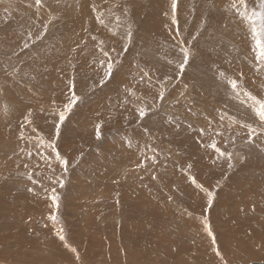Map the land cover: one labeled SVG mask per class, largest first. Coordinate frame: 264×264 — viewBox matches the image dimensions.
<instances>
[{"label":"rangeland","instance_id":"374dc122","mask_svg":"<svg viewBox=\"0 0 264 264\" xmlns=\"http://www.w3.org/2000/svg\"><path fill=\"white\" fill-rule=\"evenodd\" d=\"M25 1L0 0V148H5V151L3 149H0V151L7 152L12 148L13 153L15 152L16 155L20 150L18 143L23 146L28 145V143H33L37 148L33 149V151H27L26 156L20 155L21 158L16 161L23 162L22 164L25 166L27 165V162H37V160H35V155L41 157L40 154L43 153L48 161L53 162L55 156L51 158L48 155L51 150V148L48 147V142L55 131V124L59 122L57 114L63 109V105L67 102L69 96L68 83L70 80L75 83L76 93L81 99L61 124L60 135L56 140L57 151L69 163L66 167H62L60 163L55 161L56 165L59 166L58 172L60 175L58 176L55 174L52 177H55L54 179L57 177V179L63 181L64 186L62 185L61 187L63 190H61L58 196L60 199V206H63V204L65 205L64 202H66V200L63 196H66V188L68 185H71V180H76L75 183L80 181L82 185L85 186L88 182L80 180V177L84 175V178H90L95 182H98L100 179L102 182H99H104L102 185H96L97 191L95 189V194L92 193L93 191L90 192V190H92L90 188L87 189L88 192L85 190L88 193L85 194L89 195L88 198H97L92 204L89 203L88 207L89 210H91V213L94 214L96 221L94 220L93 222L88 223L87 226L98 232L99 237L97 239L102 238L101 243L104 250L96 251V247L92 241L93 238H86L85 244L87 246L85 244L84 246L87 250L90 249V251H88L90 252L89 254L95 255L94 257H98L99 253L108 255V252H112V248L109 247L110 240L113 239V241H115V248H118L117 251L119 254L117 252V255L125 258L123 260L124 262L118 261L121 264H139L138 261H132L136 258L135 256L151 253H154L153 258L157 261H155L156 263L154 262L155 264H197L196 262H199L200 260L206 262L208 261V258L212 260L217 256L212 252L210 255L211 257L204 254L206 248L204 246L207 244L205 241L207 242V240L202 238L203 236L197 235V229L195 230L193 226L188 225V222H193L202 226L205 219H207L213 234L215 233L214 237H217V239L215 237L216 241H219V239L224 237L225 234L230 231L231 233H234L232 235L235 238L236 236L241 238L249 237L252 239L250 240V242H252L251 244L255 245V232H257L258 235H264V231H261V229H264V132L263 135H261L262 132L256 122V117L251 111L252 101L248 100L244 93L249 92L256 97L261 96V99H264V69L257 70L258 66L255 63L252 51V43H254V41L252 40L249 31V22L238 15V11H242L243 9L232 7L233 2L230 1L233 0H223L226 9L229 10V14L231 15L230 20H228L229 22L217 21L218 23H213L209 20V15L202 18L201 16H198L197 9L192 6H189L188 8V6H185L187 5L185 1L182 2L181 0H178L176 13L178 25L174 26L179 30L180 35L172 37L171 41L170 39H167L168 37L165 35V32L163 35H155L152 30L148 28V31H144L142 29L144 27L142 23L144 20H142L139 25H135V23V26H130L129 23L132 22L127 21L130 17H125L126 19L124 20L120 13L114 12L111 9V12L115 16L110 17L109 21L111 22H107L106 32L103 31V36L97 37V33L96 37L93 36L95 39L91 37V40H89V36V39L87 40L88 44L90 43L89 46H92V48L88 47V49L83 50L82 47L85 48L88 46L86 45L87 42L83 41L80 47H73L74 51L72 54H69L68 58H66V53H64V57L61 56L60 47L57 43H64L65 39L70 40V37L62 35L66 32V27L64 26H66L67 23L64 25V22L65 19L67 20L66 22H68L73 18L75 19V17L66 18L64 16L65 19L62 18L61 20H58L57 15L63 12V8H58L60 7L59 4V6L56 7L58 9H55L57 12L53 10L54 8L50 7L52 10L51 14L53 15L55 12L57 14L53 20L52 16L49 15V9H45L49 8V0H39V3H37L36 0ZM209 2L210 0H207L204 5H209ZM256 3L257 0H247L249 10H251V8L253 9L256 6ZM76 4L79 7L80 3ZM104 4L105 2H101L100 7ZM32 5L38 7L35 8L38 12L40 10L39 7L46 6L40 14L37 12L36 15L31 16L27 11ZM86 7L88 8V5H86ZM75 8L76 10L74 11L77 15L78 13L76 11H79L80 9L77 7ZM122 9L125 12L127 11V9L123 7ZM100 11L103 13L104 8ZM103 15L101 16L98 14V16L95 17V27H98V24L100 23L97 21V18L102 17L101 20H103ZM42 16L46 17V20L45 18L42 20ZM135 18L137 17H134L133 19ZM142 18L143 14L140 15V19ZM164 18L168 19V21L164 23L166 29L172 30V20L168 15H164ZM196 18H198L199 21ZM79 19L80 21L82 20L81 17H79ZM91 19L92 17L88 18L90 22L92 21ZM93 21L91 23H93ZM136 21L138 22L139 19ZM129 30L132 32L130 40L126 35ZM74 33L73 29L71 33L66 34H70L72 38L73 35H75ZM57 34H60L61 36H57ZM193 36L196 37L195 40L192 39ZM165 38L166 41L164 40ZM99 41H102L103 43L101 44ZM180 41L186 42L184 46L187 47L191 53L189 63L185 66L182 73H178L176 67L177 63L182 60L179 47L177 46ZM92 42H95L96 44ZM25 44L28 45L27 48L24 47ZM239 44L241 45V48ZM125 45H127L126 52L124 51ZM102 48L109 51L110 58L113 61V74L103 86L99 84V80L104 74L106 63L102 65L99 58L104 60L107 58L103 56L101 51ZM75 50L80 53H74ZM89 50L92 51L90 52ZM81 52L84 55H82ZM87 55L90 59H88ZM66 59L67 61H65ZM87 59L92 62H89ZM83 60L84 62L85 60L87 61L85 62L86 64ZM170 60L172 63L168 62ZM244 69H247V71L245 72ZM141 70L149 73L150 80L145 79L143 81L142 79H139L142 74ZM133 72L137 73L135 74ZM252 72L254 75L256 74V77L253 76ZM220 73H223V76H221ZM241 73L243 74L242 78L240 76ZM246 73H250V76L253 77H251L252 80L247 79L248 75ZM125 75L128 76L125 77ZM116 77L117 79H115ZM165 77H170L171 79L165 80ZM118 78L121 81H119ZM229 79H236L238 81L239 95L233 93L231 90L227 83ZM250 81H252V83ZM168 82L169 86L165 89V91H167L165 97H167L161 100L158 92L163 91V88ZM186 83L189 85V95H187L189 98L187 97L185 100H182L179 99L181 97L180 92ZM134 86L138 87L135 88ZM128 88L132 89L131 95L125 91ZM136 90H138L140 94L137 93ZM144 91H148V93ZM6 96L9 97L7 98ZM222 97L227 100L228 104L222 100ZM203 98L205 100L209 99L210 102H207L206 104L211 103L212 107L216 110L211 108V106H206L202 102ZM8 102H10L11 106ZM138 107H144L146 109L147 114L144 118L138 116L136 111ZM179 108H182L180 109L181 112L178 111ZM182 110H184L185 113L182 112ZM107 115L108 117H106ZM198 115H201L204 118ZM221 115L224 116L223 120L220 119ZM25 116H28L29 120H31V124L25 125V127L21 129L20 125L24 123ZM209 121L211 122V129L219 130L222 133V136L215 137V142L221 151L232 153V158L230 160L227 155L219 156L214 149L208 146L213 142L212 131L209 130L203 136L199 135L198 129L200 128H197L199 126L196 125V122H202V125H204L203 127L208 129ZM98 122L101 124V136L99 139L95 137L92 141L94 144H90V137L95 136V125L98 124ZM86 123L90 126L92 125L90 128L93 129V132H90L89 137L86 136L88 133L85 134L84 132H81V130H84L83 127H88V124ZM241 123L252 124L253 128L256 129V132L249 135L246 129L240 127ZM206 125H208L207 128ZM33 129H36V131L33 132ZM21 131L24 132L23 138L20 137ZM187 137L189 139H187ZM105 142H107V144ZM260 150L263 151V153H261ZM28 153H31V155H28ZM233 153L237 154L233 155ZM204 155L207 156V158ZM102 156L105 158L103 161H101ZM210 156L212 157L211 160L208 159ZM235 156H239V158L236 159ZM4 157H6V155H4ZM219 157L228 161L229 169L232 165L231 162L233 161L236 163L238 162V166L251 163H253L251 165L257 164L260 167L262 166L260 170L258 168L259 171H256V174L253 176H256L257 179L260 177L259 181L250 182L247 186L248 189H252L253 184L254 186H257L256 190H251V194L246 196L247 199L241 195L242 191H239L238 193L225 191L228 190L227 188L230 186V183L235 186V189H239L238 187H241L242 185L245 187V181L244 179L241 180L238 178L229 180L224 173L222 174V178L214 183L212 186L213 189L210 190V192L212 191L211 205L207 202V192H209V190L200 192L205 199L202 206L204 205V212L206 214L200 213V217L193 219V217L186 215H178L180 212L176 210H173V212H166L162 208L164 207V204L159 207V203L161 202H167L168 204L174 202L172 199L174 196L171 193V196H169L171 199H169V197H158L155 195V192L150 193L152 191L151 189L154 191L158 189V191L163 192V185L161 184V186L158 187L157 185L159 182H155L152 179V177L156 175V171H158V169H154L155 166L158 167L161 163L164 168L169 170L170 174L179 173L188 176V174L194 171L188 169L189 164L193 165V163L200 161L201 164L205 165L210 161L216 162L217 159H220ZM98 158L101 159L100 162ZM257 158L258 160H256ZM141 162H143L142 167L139 166ZM40 165L42 164L40 163L37 165V170L30 169L27 172H23V168L22 170L15 171L12 175V180L18 186L15 188L11 187L5 194L2 190L5 189L6 185L1 184L0 196L4 199L8 198L11 203V201L14 200V197L22 194L23 190H26L25 194L30 193L27 190L28 188H32L33 193L38 194L39 192H42L44 188L41 187L42 189H40V185L33 179H37L35 177L38 176H44V174H51L50 171L54 167ZM97 165L98 168L96 169ZM171 165L174 168H172ZM238 166H236L232 172H236ZM90 167H92V169H90ZM98 170L100 171V173L98 172L99 174L97 173ZM37 171L40 172L37 173ZM164 173L169 174L168 171ZM158 180H160V178H158ZM25 182L29 183L26 188L22 187V184ZM161 182L163 183L164 181ZM54 184L57 187V184ZM152 185L156 186L152 187ZM59 186L61 185L59 184ZM226 186L228 187L225 189ZM100 187L102 188L99 190ZM178 190H180V188H178ZM1 191L3 193H1ZM173 191L175 193L174 189ZM78 194L79 193L77 192L75 197L79 198ZM152 194L154 195L152 196ZM66 199L68 200L67 196ZM77 201L78 199L76 202ZM22 202L23 204H27L25 201ZM238 204L241 208H236V205L238 206ZM219 205H221V208L218 207ZM65 207L66 208L63 209V217L68 219L66 213H70L71 210L68 208L69 205H66ZM246 207L247 209H245ZM157 210L158 212H156ZM184 212L186 213L187 211ZM187 214L190 215V213ZM160 215L161 218L159 217ZM68 220V224L70 225L67 230L72 233L69 234L73 236L74 239L70 241L71 245L68 244L69 242L67 240L60 241V239L56 237L53 238L59 239L60 244L64 242L60 245L61 247L55 243L51 244V241L48 246L45 245V242H47L46 238L50 235H57V233L60 232L50 231L51 234H44V237L39 240L42 245L39 246L40 248L37 247L38 251L36 249V251L33 249L29 250L32 244L23 240H21L22 243H19L21 247H19L18 250H20L22 252L20 253L23 255L24 253L26 256L31 255V261H33L35 259L40 260V258L45 255L44 253H60V251L65 248V244L69 245L68 248L73 247L77 249L78 245L75 243L79 244V241L75 240L76 236L74 233L78 231L76 230L77 226L80 228L79 224L83 221V216H78L77 219L71 217ZM254 224H256V226ZM84 225L86 224L84 223ZM167 227H169L170 230ZM63 229L64 226L60 230ZM28 232L29 231H26L27 240H29V237L31 236ZM31 232L33 233V230H31ZM63 233L65 234L67 232L62 231V234ZM100 234H102V236ZM125 238L128 239L124 241ZM201 242H203L202 245ZM13 244L14 242H4V250L9 248L8 245ZM25 244L27 246H25ZM209 244L212 246V243ZM56 246L61 249H58ZM24 247H27L28 249H24ZM79 248H81L80 245ZM258 248L263 249V247ZM27 250L34 253L27 255ZM131 250L133 253L130 252ZM14 251L15 253H18L16 252L17 249H14ZM202 251H204V253ZM109 255L112 256L113 253H109ZM110 256H108V258H106L107 256H103L101 260L104 259L106 262H110V259L113 258H110ZM217 258L223 260L222 264L264 263V260L253 259V261H250L252 260V257H248L247 259L241 255L238 257L239 259L237 258V263L226 261L225 256L223 255ZM21 259H25V257H22ZM79 260H81V258H79ZM81 261L82 264H87L88 262L86 259H82Z\"/></svg>","mask_w":264,"mask_h":264},{"label":"bare ground","instance_id":"6f19581e","mask_svg":"<svg viewBox=\"0 0 264 264\" xmlns=\"http://www.w3.org/2000/svg\"><path fill=\"white\" fill-rule=\"evenodd\" d=\"M25 1V0H24ZM46 1V0H45ZM86 2V5H88V8L86 7L85 5V2ZM182 2H186L187 5L185 6H192L194 7L195 9H197V12H198V16H201L202 18L206 15H209V20H211L213 23H218V22H223V21H227L229 22L228 20H230V14H229V10L226 9V6H225V2L223 0H210L209 2V5H204L207 0H181ZM209 1V0H208ZM26 2V1H25ZM101 2H105V4L100 7V3ZM230 2H233V1H230ZM41 3V2H40ZM46 3V2H45ZM49 3V8H45L46 5H44L43 7H39V12L37 9L35 8H38L36 7V5H32L34 7H29L30 9L27 11V13H29L31 16L32 15H36L37 12L40 14L43 10V8L45 9H49L48 12H49V15L52 16V19L55 18V16L57 15L56 14V10L55 9H61L63 8V12H61V14H58L57 17H58V20H61L62 18H64V16L66 18H72V17H75V19L73 18L72 20H69L68 22H71V23H68L66 22L67 20L65 19V22H64V25L67 23L66 26V33H71L72 30L74 29V34L73 37L71 38V35L70 34H62L63 36H68L70 37V40H67L65 39V42H58L57 44L59 45L60 47V53L62 54L61 56L64 55V53L67 54V57H69V54H72V52L74 51L73 47H80L82 42H87V40L89 39V36H90V39L91 40V37L93 38V36L96 37V34L98 33V36H103V31L106 32V24L107 22L110 20V17L111 16H115L112 12H111V9L114 11V12H118L121 14L122 16V19H126L128 17L129 20H127L128 22H132V23H129L130 26L134 25H139V23L142 22V20H144L143 25L144 27L142 28L144 31H148V29L152 30L153 34H160V35H163V33L168 37L167 39H170L171 41V38L176 36V31H177V28L172 25V30H168L166 29V26L164 25L165 22L168 21V19L164 18V15H168L169 18L171 19V16H172V9H171V0H93V1H89V0H49L48 1ZM76 3H80L79 7ZM33 4V3H32ZM36 4V2H35ZM60 4V7H58ZM177 4H178V0H177ZM255 4V3H254ZM50 7L54 8L53 10L56 11L55 14H51V9ZM58 7V8H56ZM79 8L80 10L79 11H76L78 14L76 15L75 11L76 8ZM86 7V8H85ZM93 7V8H91ZM123 8L127 9V11H123ZM203 7V8H202ZM27 8V7H26ZM102 8H104V12L102 13ZM255 8V7H254ZM44 9V10H45ZM37 10V11H36ZM252 10V8H251ZM59 11V10H58ZM100 11V12H99ZM24 13V12H23ZM26 13V14H27ZM45 13V12H44ZM99 15H103V23H96L98 24V27H95L94 26V23H95V17ZM143 14V18L140 19V15ZM201 14V15H200ZM234 14V13H233ZM46 15V13H45ZM48 15V17H49ZM76 15V16H75ZM39 16V15H38ZM120 16V17H121ZM79 17L82 18V20L80 21ZM89 17H92V21L93 23L90 22V20H88ZM126 17V18H125ZM134 17H137L135 19H133ZM139 17V18H138ZM46 20V17H41L42 20ZM102 17H100L101 19ZM240 18V17H239ZM139 19V21L137 22L136 20ZM198 20V18H196ZM54 20V19H53ZM77 20V21H76ZM141 20V21H140ZM237 20V19H236ZM239 20V19H238ZM89 21V22H88ZM98 21V20H97ZM96 21V22H97ZM199 21V20H198ZM218 21V22H217ZM99 22V21H98ZM111 22V21H109ZM234 22V20H233ZM241 22V21H240ZM126 23V22H125ZM211 23V22H210ZM243 23V22H241ZM240 23V24H241ZM25 24V22H24ZM103 24V26H102ZM228 24V23H227ZM63 25V24H62ZM109 25V23H108ZM115 25V24H114ZM134 25V26H135ZM110 26V25H109ZM244 26V25H243ZM142 27V26H141ZM237 27V26H236ZM57 28V27H56ZM170 28V27H169ZM231 29V28H230ZM240 29V28H239ZM243 30V29H242ZM241 30V31H242ZM240 31V33H241ZM246 32V31H245ZM62 33V32H61ZM153 35V36H155ZM171 37H170V36ZM57 36H61L60 34H57ZM237 36V35H236ZM142 38V37H141ZM176 38V37H175ZM101 39V38H99ZM166 41V38L164 39ZM177 40V39H176ZM98 41V40H97ZM100 42V41H99ZM175 42V41H174ZM178 42V41H177ZM92 43H95V42H92ZM91 43V44H92ZM168 43V42H167ZM176 43V42H175ZM237 43V42H236ZM90 44V43H89ZM87 42L85 48L82 47V49H88V47H90ZM96 44V43H95ZM171 44V43H170ZM253 44V43H252ZM101 45V44H100ZM240 45V44H239ZM96 46V45H95ZM75 47V48H76ZM98 47V46H97ZM92 48V46L90 47ZM240 48H241V45H240ZM73 49V50H72ZM171 49V48H170ZM78 50V48H77ZM77 50H75L74 53H80L78 52ZM90 51V50H89ZM92 51V50H91ZM90 51V52H91ZM95 51V50H94ZM93 51V52H94ZM87 52V51H86ZM96 53V52H94ZM93 53V54H94ZM65 54V55H66ZM82 54V52H81ZM100 54V53H98ZM74 55V54H73ZM84 55V54H82ZM102 55V54H101ZM75 56V55H74ZM88 56V55H87ZM90 56V54H89ZM88 56V59H90ZM64 57V56H63ZM92 57V55H91ZM87 58V57H86ZM85 58V59H86ZM95 58V57H93ZM53 59V58H52ZM83 59V58H81ZM87 59V60H88ZM54 60V59H53ZM95 60V59H93ZM104 59L102 58H99V61H102ZM239 60V59H238ZM55 61V60H54ZM67 61V59L65 60ZM78 61V60H77ZM89 61V60H88ZM60 62V61H58ZM84 62V60H83ZM85 62H87L85 60ZM84 62V63H85ZM89 62H92V61H89ZM94 63V62H93ZM97 63V62H96ZM86 64V63H85ZM91 64V63H90ZM93 66V64H92ZM124 66V65H123ZM128 66V65H127ZM126 66V67H127ZM60 67V66H58ZM88 68H89V65H88ZM98 68V67H97ZM150 68V67H149ZM134 69V68H133ZM87 70V69H86ZM131 70V69H130ZM138 70V68H137ZM151 70V69H150ZM245 72L247 71V69H244ZM88 71V70H87ZM92 71V70H91ZM98 71V70H97ZM96 71V72H97ZM100 71V70H99ZM102 71V70H101ZM128 71V69H127ZM140 72V70H138ZM163 71V70H161ZM160 71V72H161ZM243 71V70H242ZM129 72V71H128ZM244 72V71H243ZM99 73V72H98ZM120 73V72H119ZM135 73V72H133ZM137 73V72H136ZM135 73V74H136ZM159 73V72H158ZM253 73V72H252ZM251 73V74H252ZM126 74V73H125ZM139 74V73H138ZM141 74V73H140ZM247 74V73H246ZM124 75V74H123ZM142 75V74H141ZM248 75V78L247 79H251L252 76H250V73L247 74ZM263 75V74H262ZM119 76V75H118ZM128 76V75H125V77ZM253 76L256 77V74L254 75L253 73ZM133 77V76H132ZM152 77V76H151ZM247 77V76H246ZM68 78V77H67ZM120 78V76H119ZM118 78V79H119ZM139 78V77H137ZM154 78V77H153ZM253 78V77H252ZM117 79V77L115 78ZM121 79V78H120ZM119 79V81H121ZM141 79V78H139ZM38 80V79H37ZM252 80V79H251ZM117 81V80H116ZM144 81V80H143ZM153 81V80H152ZM255 81V80H254ZM127 82V81H126ZM130 82V81H128ZM142 82V81H141ZM252 83V81H250ZM117 83V82H115ZM112 84V83H111ZM144 84V83H143ZM167 85L163 88V91L165 92V94L167 93V91H165V89H167V87L169 86V82L166 83ZM260 84V83H259ZM127 85V83H126ZM125 85V86H126ZM130 85V84H129ZM132 85V84H131ZM133 86V85H132ZM135 87V86H134ZM133 87V88H134ZM138 87V86H136ZM135 87V88H136ZM154 87V86H152ZM171 87V86H170ZM115 88V87H114ZM143 88V87H142ZM148 89V88H147ZM149 90V89H148ZM111 91V90H110ZM137 93H139L138 90H136ZM141 91V90H140ZM122 92V91H121ZM146 92V91H144ZM173 92V91H172ZM148 93V91L146 92ZM169 93V92H168ZM1 94V93H0ZM140 94V93H139ZM152 94V93H151ZM150 94V95H151ZM159 94V92H158ZM176 94V93H175ZM174 94V95H175ZM148 95V94H147ZM189 95V92L188 94ZM7 97V96H6ZM9 97V96H8ZM7 97V98H8ZM158 97V96H157ZM167 97V96H166ZM165 97V98H166ZM188 96H185V97H180L179 99H182V100H185V98H187ZM131 98V97H130ZM129 98V99H130ZM169 98V97H168ZM189 98V97H188ZM258 99H261V96H258L257 97ZM100 99V98H99ZM170 99V98H169ZM168 99V100H169ZM202 99V98H201ZM166 100V99H165ZM167 100V101H168ZM222 100L228 104L227 100L222 97ZM130 101V100H129ZM202 102L206 105V106H211V108H214L212 107L211 103L209 104H206L207 102H210L209 99L205 100L203 98ZM8 104L10 105V102H8ZM169 104V103H168ZM14 105V104H13ZM11 106V105H10ZM123 106V105H122ZM13 107V106H12ZM136 107V105H135ZM103 108V107H101ZM134 109V108H133ZM180 109L182 108H179L178 111H180ZM215 109V108H214ZM99 110V109H98ZM102 110V109H101ZM128 110V109H127ZM216 110V109H215ZM85 111V110H84ZM98 112V111H97ZM134 112V110H133ZM181 112V111H180ZM182 112L185 113L184 110H182ZM80 113V111H79ZM101 113V112H100ZM132 113V112H131ZM135 113V112H134ZM83 114V113H82ZM92 114V113H91ZM104 114V113H103ZM135 115V114H134ZM200 117H202L201 115H198ZM100 117V116H99ZM108 117V115L106 116ZM96 118V117H94ZM101 118V117H100ZM204 118V117H202ZM213 118V117H212ZM210 120V119H209ZM77 121V120H76ZM88 121V120H87ZM102 121V120H101ZM94 122V121H92ZM210 122V121H209ZM99 123V122H98ZM88 124V123H86ZM93 124V123H92ZM158 124V123H157ZM85 125V124H84ZM196 125H198L199 127L197 128H204L202 125V122L201 123H197L196 122ZM87 126V125H86ZM92 126V125H91ZM89 124H88V127H83L84 130H81V132H84L85 134L88 133L86 136L89 137L90 135V132H93V129H91V127ZM127 126V125H126ZM208 125H206V128H207ZM94 127V126H93ZM92 127V128H93ZM149 127V126H148ZM165 127V126H164ZM121 128V127H120ZM196 128V129H197ZM227 128H230V127H227ZM127 129V128H126ZM153 129V128H152ZM164 129V128H163ZM195 129V130H196ZM191 130V129H190ZM214 130V129H213ZM69 131V130H68ZM73 131V130H72ZM80 131V130H79ZM78 131V132H79ZM121 131V130H120ZM162 131V130H161ZM155 132V131H154ZM208 132V131H206ZM261 135H263V132L261 130ZM77 133V132H76ZM163 133V132H162ZM197 133V132H195ZM69 134V133H68ZM73 134V133H72ZM78 134V133H77ZM81 134V133H80ZM95 134V133H94ZM242 134V133H241ZM192 135H195V134H192ZM74 136V135H73ZM78 136V135H77ZM82 136V135H80ZM84 136V135H83ZM198 136V135H197ZM242 136V135H241ZM96 136H92L90 137V140H89V143L92 144L93 140L95 139ZM246 137V136H245ZM248 137V135H247ZM246 137V138H247ZM250 137V136H249ZM73 138V137H72ZM76 138V137H75ZM142 138V137H141ZM161 138V137H160ZM163 138V137H162ZM190 138V136H189ZM187 137V139H189ZM203 138V137H202ZM261 138V137H260ZM118 139V138H117ZM180 139V138H179ZM186 139V137H185ZM242 139V138H241ZM240 139V140H241ZM258 140V139H257ZM109 141V140H108ZM107 141V142H108ZM141 141V140H140ZM263 141V140H262ZM262 141H260L261 143H263ZM107 142H105L107 144ZM118 142V140H117ZM242 142V141H241ZM103 143V144H105ZM152 143V142H151ZM27 144V143H26ZM94 144V143H93ZM172 144V143H171ZM19 152L16 153L15 155V152L13 153V149L11 148V150L7 151V152H4L5 151V148H0V149H3L4 151H0V180H5V181H0V186H2L1 184L3 185H6L5 186V189H3L2 191L6 194L8 192V190L12 187V188H15L17 187L18 185L12 180V175L15 171L17 170H23V172H27L29 171L30 169H33V170H37V165L38 164H42L40 166H45V167H49V165H51L50 167H54L50 172L51 174H44V176H38V177H35L37 179H33L35 182H37L39 185H40V189H42L41 187L44 188V190L42 192H39L38 194L37 193H33V192H30V193H26V190H23L22 194L21 195H18L16 197H14L13 201H9V199L7 198H3L0 196V264H82V259H86L88 262L87 264H121L119 263L118 261L122 262L125 258L122 257H119L117 255V249L118 248H115V241L110 240V247L109 248H112V252H108V255L106 254H100L98 255V257H94L95 255H92V254H89L90 252V249L87 250V248H85L84 244H85V239L86 238H93L92 241L94 242V246L96 247V251L98 250H103V246H102V243H101V239H97L99 236H98V232L97 231H94L92 230L91 228H89V226H87L88 223H91L95 220V216L94 214L91 213V210H89V203H93L94 201H96L97 198H94L92 197V199L88 198L89 195H87L88 191L87 189L90 188L92 190H90V192L94 193L95 189H96V185L99 186L102 185L103 183L102 180L100 179L99 181L101 182H95L93 181L92 179L90 178H84L83 176L80 177V180L81 181H87L86 185L83 186L82 183L80 181L76 182L71 180V185H68L67 188H66V196L68 197V200L66 199V196H63L64 199L66 200L65 205L63 204V206L61 205L60 206V199H58L57 203H58V207H55L53 206L52 204V201L50 200V196L52 194V188L55 187L56 189V195L59 196L61 190H63L61 187L62 186H59V183H56L57 184V187L55 186L54 182L55 180H57V177L56 179H54L55 177H52L53 175L57 174L58 176L60 175V173L58 172V165H56V162L59 163L55 158L52 161H48V160H45V159H42L41 157H38L37 155H35V160H37V162L35 161H32V162H27V166L28 167H25L24 164H22L23 162H19V161H16L18 160L20 157V155H23V156H26L27 154V151H33V149L37 148L33 145V143H28V145L26 146H23L21 144H19ZM170 145V143H169ZM174 145V144H173ZM176 145V144H175ZM178 145V144H177ZM186 145V144H185ZM124 146V145H123ZM197 146V145H196ZM1 147V146H0ZM6 147V146H5ZM104 147V145H103ZM140 147V146H139ZM40 148V147H39ZM111 148V147H110ZM122 148V147H121ZM129 148V147H128ZM252 148V147H251ZM9 149V148H8ZM44 149V148H43ZM113 149V148H111ZM162 149V148H161ZM244 149V148H243ZM40 150V149H39ZM121 150V149H120ZM134 150V148H133ZM139 150V149H138ZM147 150V149H146ZM106 151V150H105ZM113 151V150H112ZM115 151V150H114ZM148 151V150H147ZM165 151V150H164ZM261 151V150H260ZM51 152V150L49 151V153ZM108 152V151H107ZM159 152V151H158ZM114 153V152H113ZM121 153V152H120ZM145 153V152H144ZM147 153V152H146ZM261 153H263V151H261ZM40 154V153H39ZM124 154V153H123ZM237 153H233V155H236ZM264 154V153H263ZM4 155H6V157H4ZM147 155V154H146ZM208 155V154H207ZM212 155V154H210ZM255 155V154H254ZM257 155V154H256ZM55 155H51L50 157H54ZM88 156V155H87ZM125 156V154H124ZM148 156V155H147ZM205 156V155H204ZM213 156V155H212ZM264 156V155H263ZM49 157V158H50ZM135 157V155H134ZM153 157V156H152ZM207 158V156H205ZM5 158V159H4ZM100 158V157H99ZM98 158V159H99ZM124 158V157H123ZM126 158V157H125ZM131 158V157H130ZM143 158V157H142ZM148 158V157H147ZM220 158V157H219ZM236 159L239 158V156H235ZM91 159V158H90ZM151 159V158H150ZM204 159V158H203ZM209 160L212 159V157L210 156V158H208ZM223 159V160H222ZM220 158V159H217L216 162H209L205 165L201 164L200 161L196 162V163H193L191 169L192 171L195 173H190V175L192 177H195L196 181L198 184L202 185V188H197L194 184H192L189 180V174L188 176H185L184 174H170L169 173V170L167 168H164L161 163L160 165L157 167L155 166L154 169H158V171H156V175L159 176L157 177L156 175V179L154 180L155 182H159L158 183V187L161 186V184L163 185V192L162 191H158V189H156L155 191L153 189H151L152 191L150 193H154L155 192V195L158 196V197H169L171 196V193L173 194L174 197H172V199L174 200V202H170L171 204H168L167 202L166 203H159L161 207L162 204H164L162 207L166 212H173V210H176V211H179L180 213H178V215H183V216H189V217H193V219L195 218H198L200 217V213L201 214H206L204 212V205L202 206V203L203 201L205 200L202 196V194L200 193L201 191H205V190H211L213 189V185L215 182H218L220 178H222V174H226L227 175V179L231 180V179H234V178H238V179H241L243 180L244 179V183H245V187L242 185L241 187H238L239 189H235L234 185H231L230 183V186H226L225 189L227 188L228 190H225L227 192H231V193H238L239 191L241 192V195L247 199V195H250V191L251 190H256V187L257 186H252V189H248V184L250 182H255V181H259V178L257 179L256 176L253 177L255 174H256V171H259L260 168H262V166H258L257 164L255 165H251V164H244V165H239L238 166V162H231V167L229 169V165H228V161L224 158ZM255 159V158H254ZM8 160V162H7ZM32 160H33V157H32ZM101 159H99V162H100ZM105 160L104 156H102V160L103 161ZM115 160V159H114ZM121 160V159H120ZM118 160V161H120ZM123 160V159H122ZM177 160V159H176ZM221 160V162H220ZM258 160V158L256 159ZM56 161V162H55ZM260 161V160H259ZM254 162V161H253ZM261 162V161H260ZM20 163V164H19ZM117 163V162H116ZM120 163V162H119ZM169 163V162H168ZM257 163V162H256ZM118 164V163H117ZM121 164V163H120ZM82 165V164H81ZM84 166V165H83ZM82 166V167H83ZM89 166V165H88ZM119 166V165H118ZM181 166V164H180ZM237 167V170L236 172H232V170L236 167ZM258 166V167H257ZM81 167V169H82ZM107 167V165H106ZM172 167V165H171ZM178 167V166H177ZM98 168V165L96 166V169ZM124 168V167H123ZM174 168V167H172ZM259 168V170H258ZM90 169H92V167H90ZM119 169V167H118ZM63 170V169H62ZM108 170V169H107ZM175 170V169H174ZM86 171V170H85ZM92 171V170H91ZM120 171V169H119ZM125 171V170H124ZM160 171V172H159ZM168 171L169 174L167 173H164ZM179 171V170H178ZM263 171V170H262ZM40 171H37V173H39ZM82 172V171H81ZM100 173V171L98 170L97 173ZM116 172V171H114ZM173 172V171H172ZM181 172V171H180ZM188 172V171H187ZM88 173V172H87ZM98 173V174H99ZM162 173V174H161ZM174 173V172H173ZM211 173V174H210ZM259 174V173H258ZM263 175H264V172H263ZM123 176V175H122ZM259 176V175H257ZM262 176V175H261ZM117 177V176H116ZM124 177V176H123ZM264 177V176H263ZM263 177H262V181H263ZM74 178V177H73ZM158 178H160V180H158ZM224 178V177H223ZM250 178H251V181H250ZM31 179V180H32ZM9 180V181H7ZM126 180V179H125ZM124 181V180H123ZM127 181V180H126ZM131 181V180H130ZM161 181H164L163 183ZM173 181V182H172ZM223 181V180H222ZM68 182V181H67ZM110 182V180H109ZM116 182V181H115ZM241 182V181H240ZM264 182V181H263ZM130 183V182H129ZM149 183V182H148ZM111 184V183H110ZM174 184V185H173ZM243 184V183H242ZM261 184V183H260ZM29 183L28 182H25L24 184H22V187L26 188L28 187ZM66 185V184H65ZM116 185V184H115ZM151 185V183H150ZM258 185V184H257ZM64 186V185H63ZM156 186V185H155ZM152 185V187H155ZM181 186V187H180ZM109 187V186H107ZM212 187V188H211ZM4 188V187H3ZM102 187L99 188V190L101 189ZM178 188H180V190H178ZM173 189L175 190V193L173 191ZM87 192H86V191ZM136 190V189H135ZM1 191V193H3ZM97 191V189H96ZM110 191V190H109ZM145 191V190H144ZM79 193V198L78 197H75V194L76 193ZM138 192V191H137ZM202 192V193H203ZM212 192V191H211ZM87 193V194H85ZM136 193V192H135ZM257 193V192H256ZM62 194V193H61ZM95 194V193H94ZM140 194V193H139ZM264 194V193H263ZM262 194V195H263ZM1 195V194H0ZM132 195V194H131ZM154 194H152L153 196ZM205 195V194H204ZM215 195V194H214ZM228 195V194H227ZM230 195V194H229ZM237 195H240V194H237ZM260 195V196H262ZM105 196V195H104ZM264 196V195H263ZM83 197V198H81ZM98 197V196H97ZM100 197V195H99ZM134 197V196H133ZM222 197V196H221ZM230 197V196H228ZM242 197V198H243ZM253 197V196H252ZM59 198V197H58ZM78 199V201L76 202V200ZM3 199V201H2ZM83 199V200H82ZM99 199V198H98ZM226 199V198H225ZM258 199V198H256ZM147 200V199H146ZM149 200V199H148ZM223 200V198H222ZM236 200V199H235ZM22 201H25L27 202V204H23ZM237 201V200H236ZM29 202V203H28ZM84 202V204H83ZM230 202V201H229ZM239 202V201H238ZM82 203V204H81ZM231 203V202H230ZM90 204V206H91ZM165 204H168V205H165ZM221 204H224V203H221ZM66 205H69L68 208H70L71 212L70 213H66V217H68V219H70L71 217H75L76 219L78 218V216H83V221L79 224L80 225V228H78L77 226V229L78 230L77 232L74 233V235L76 236L75 237V240L76 241H79V244L78 243H75L76 245H78V248L76 249L77 251L75 253L71 252L70 251V248L68 247H64L63 250L60 251V253H52V252H48V253H51V254H45L44 256H42L40 258V260L38 259H35L33 261H31V255L29 256L28 254H32L34 252H30L29 250L30 249H33V250H37L38 251V248L39 246L42 245V243L39 242V240L44 237V234H48L50 233V231H60V229L64 226V229L63 231H66L67 233H63L64 237H65V240H67L68 244H70V241L71 240H74L73 239V236H71L68 229L69 225L68 224L69 220L67 218H64V208H66L65 206ZM206 205V204H205ZM254 205V203H253ZM207 206V205H206ZM217 206V205H216ZM221 205H219L218 207H220ZM250 206V205H249ZM256 206V204H255ZM14 209H13V208ZM150 207V205H149ZM176 208V209H175ZM181 208V209H180ZM218 208V209H219ZM230 208V207H229ZM236 208H241L238 204V206L236 205ZM257 208V207H256ZM153 209V208H152ZM158 209V207H157ZM184 209V210H183ZM223 209V208H222ZM225 209V208H224ZM247 209V207L245 208ZM66 210V209H65ZM84 210H87V211H84ZM156 210V209H155ZM154 210V211H155ZM241 210V209H240ZM259 210V209H258ZM153 211V210H152ZM164 211V212H165ZM184 211H187L186 213ZM229 211V210H228ZM158 212V210L156 211ZM230 212V211H229ZM239 212V211H238ZM162 213V212H161ZM187 213H190L187 214ZM262 213V212H261ZM52 214H55L56 215V220L55 221H52L50 219V215ZM160 214V213H159ZM166 214V213H165ZM173 214V213H172ZM212 214V213H211ZM238 214V213H237ZM243 214V213H242ZM255 214V213H254ZM175 215V214H174ZM173 215V216H174ZM213 215V214H212ZM215 215V214H214ZM158 216V215H157ZM222 216V215H221ZM161 218V215L159 216ZM205 217V216H204ZM156 218V216H155ZM159 218V219H160ZM60 222H59V221ZM72 220V219H71ZM79 220V219H78ZM177 220V219H176ZM221 220V218H220ZM77 221V220H76ZM96 221V220H95ZM168 221V220H166ZM165 221V222H166ZM186 221V220H185ZM184 221V222H185ZM214 221V220H213ZM228 221V220H226ZM230 221V220H229ZM261 221V220H260ZM79 222V221H78ZM164 222V223H165ZM172 222V221H171ZM182 222V221H181ZM183 222V223H184ZM218 222V221H217ZM216 222V223H217ZM84 223L86 225H84ZM163 223V222H162ZM212 223V222H210ZM221 223V222H220ZM228 223V222H226ZM83 224V225H82ZM172 224V223H171ZM170 224V225H171ZM175 224V223H174ZM177 224V222H176ZM203 224V223H202ZM264 224V223H263ZM262 224V225H263ZM82 225V226H81ZM109 225V224H108ZM161 225V224H160ZM168 225V223H167ZM188 225L189 226H193L194 229L196 230L197 232V235H201L203 236L202 238L206 239L207 242L205 241V243H207L204 247L205 248V253L204 251H202L205 255H207L208 257H211V252L212 253H215L213 251V247H215L216 249H218V251L220 252V255L217 256V257H221V255L225 256V259L226 261H231L233 263H237L238 260L237 258L240 257V255L242 257H246L248 259V257H252V260L250 261H253V259H257V260H264V235H258L257 232H255V235H256V238H255V245L251 244L252 242H250V239L249 237H237L236 238L232 235L234 233H231L230 231L228 233L225 234L224 237H222L221 239H219V241H216V244L213 246H210L209 243H212V238H210L207 233L204 231V228H203V225L202 226H199L198 223H193V222H188ZM256 226V224H254ZM261 225V224H259ZM172 226V225H171ZM179 226V225H177ZM182 226V225H181ZM216 226V225H215ZM219 226V225H218ZM72 227V225H71ZM76 227V226H75ZM74 227V228H75ZM91 227V226H90ZM186 227V226H185ZM254 227V226H252ZM114 228V226H113ZM169 230L170 228L167 227ZM166 228V229H167ZM174 228V227H173ZM187 228V227H186ZM227 228V227H226ZM130 229V228H129ZM167 229V230H168ZM172 229V228H171ZM175 229V228H174ZM191 229V228H189ZM223 229V228H222ZM239 229V228H238ZM31 230H33V233L31 232ZM173 230V229H172ZM234 230V229H233ZM26 231H29L28 233H30L29 235H31L29 237V240H27V237H26ZM102 231V230H100ZM126 231V230H124ZM175 231V230H173ZM190 231V230H189ZM193 231V229H192ZM200 231V232H199ZM215 231V230H214ZM236 231V230H234ZM256 231V230H254ZM259 231V230H258ZM261 231H264V229H261ZM259 231V232H261ZM143 232V231H142ZM216 232V231H215ZM221 232V231H220ZM56 233V232H55ZM70 233V234H69ZM103 233V232H102ZM124 233V232H123ZM133 233V232H132ZM167 233V232H166ZM173 233V232H172ZM189 233V232H188ZM51 234V233H50ZM104 234V233H103ZM156 234V233H155ZM180 234V233H179ZM186 234V232H185ZM203 234V235H202ZM215 234V233H214ZM260 234V233H259ZM102 236V234H100ZM107 235V234H106ZM125 235V234H124ZM142 235V234H141ZM190 235V234H189ZM126 236V235H125ZM53 237H56L58 238V235L54 234V236L50 235L47 239V242H45V245L48 246L49 242L51 241L52 243L51 244H57L58 246H60V242H59V239H56V238H53ZM127 237V236H126ZM153 237V236H152ZM174 237V236H173ZM194 237V236H193ZM216 237V236H215ZM111 238V237H110ZM157 238V237H156ZM172 238V237H171ZM185 238V237H183ZM199 238V237H197ZM201 238V239H202ZM128 239V238H125L124 241ZM159 239V238H158ZM167 239V238H166ZM203 239V240H204ZM217 239V237H216ZM28 241V243L32 244L29 248V250H27V255L24 253L21 254L22 252L19 249V247H21L19 245V243H22V241ZM150 240V239H149ZM179 240V239H178ZM200 240V239H199ZM14 242L13 245H8L9 248H7L6 250H4L5 247L4 246V242ZM61 241V240H60ZM89 241V240H88ZM188 241V240H187ZM192 241V240H191ZM248 241V242H246ZM123 242V241H122ZM136 242V241H135ZM161 242V241H160ZM197 242V241H196ZM200 242V241H199ZM254 242V241H253ZM25 243V242H23ZM82 243V244H81ZM124 243V242H123ZM165 243V242H164ZM203 242H201V245H202ZM90 244V243H89ZM92 244V243H91ZM108 244V243H107ZM125 244V243H124ZM162 244V243H161ZM71 245V244H70ZM79 245L81 248H79ZM86 245V244H85ZM105 245V244H104ZM123 245V244H122ZM129 245V244H128ZM132 245V244H131ZM177 245V244H176ZM25 246H27L25 244ZM58 246H56L58 248ZM87 246V245H86ZM109 246V245H108ZM61 247V246H60ZM121 247V246H120ZM119 247V248H120ZM258 247H263V249L261 248H258ZM27 247H24V249H26ZM40 248V247H39ZM51 248V247H49ZM55 248V247H53ZM73 248V247H71ZM92 248V247H91ZM94 248V247H93ZM114 248V250H113ZM149 248V247H148ZM199 248V247H198ZM258 248V249H257ZM13 249V250H12ZM14 249L18 252V253H15ZM21 249V248H20ZM28 249V248H27ZM58 249H61V248H58ZM116 249V250H115ZM124 249V248H122ZM132 249V248H131ZM35 250V251H36ZM54 250V249H53ZM121 250V249H120ZM3 251H6V252H3ZM56 251V250H54ZM93 251V250H92ZM104 251V250H103ZM135 251V250H134ZM144 251V250H143ZM151 251V250H150ZM21 252V253H20ZM124 252V251H123ZM132 252V250L130 251ZM147 252V251H146ZM149 252V251H148ZM208 252V253H207ZM109 253H113L112 256L109 255ZM122 253V252H121ZM128 253V252H127ZM133 253V252H132ZM138 253V252H137ZM169 253V252H168ZM202 253V254H203ZM8 254V255H7ZM98 254V253H97ZM119 254V252H118ZM136 254V252H135ZM141 254V253H140ZM144 254V253H143ZM172 254V253H171ZM170 254V255H171ZM194 254V253H193ZM199 254V253H197ZM117 255V256H116ZM122 255H126V254H122ZM153 255L154 253H151V254H147V255H138V256H135L136 258H134V260H132L133 262H137L139 264H155L157 261L154 260L153 258ZM41 256V255H40ZM77 256L79 258H81V260H79V258L77 259ZM105 257L107 256L106 258H108V256L113 257V258H109L111 261L110 262H106L104 259L101 260L102 257ZM204 256V255H203ZM248 256V257H247ZM22 257H25V259H21ZM39 257V256H38ZM93 257V258H92ZM157 257V256H156ZM183 257V256H182ZM207 257V258H208ZM214 257V256H213ZM212 257V258H213ZM214 258V259H210L208 258V261H199V262H196L197 264H222V259H219V258ZM228 257V258H227ZM36 258V257H35ZM105 258V259H106ZM132 258V257H131ZM130 258V259H131ZM197 258V257H196ZM90 259V261H89ZM129 259V258H128ZM127 259V260H128ZM156 259V258H155ZM175 259V258H174ZM178 259V258H177ZM181 259V258H180ZM179 259V260H180ZM195 259V258H194ZM239 259V258H238ZM177 260V261H179ZM199 260V259H197ZM214 260V261H213ZM102 261V262H100ZM130 261V260H129ZM128 261V263H129ZM156 261V262H155ZM196 261V259H195ZM256 261V260H255ZM124 262V261H123ZM155 262V263H154ZM182 262V261H180ZM184 262V261H183ZM248 262V261H247ZM132 263V262H131ZM174 263V261H173ZM245 263V262H243ZM130 264V263H129ZM181 264V263H180ZM184 264V263H183ZM228 264V263H227ZM232 264V263H231ZM252 264H264V263H252Z\"/></svg>","mask_w":264,"mask_h":264},{"label":"snow or ice","instance_id":"6c2138e0","mask_svg":"<svg viewBox=\"0 0 264 264\" xmlns=\"http://www.w3.org/2000/svg\"><path fill=\"white\" fill-rule=\"evenodd\" d=\"M36 2L39 3V0H36ZM232 7L236 8V9H243L242 11H238V15L240 17H242L244 20L249 22V31L251 33L252 40L254 41L253 46H252V51L254 54L255 63L258 66L257 70L259 71L261 69H264V0H257L255 8H253L252 10H249V8H248L247 0H233ZM171 9H172V16H171L172 24L178 25V20L176 17L177 0H171ZM97 19L99 22H101V23L103 22L100 19V17H98ZM126 35H127L128 39L130 40L131 36H132L131 30H129ZM179 35H180L179 30H177L176 36H179ZM93 39H95V37H93ZM192 39L195 40L196 37L193 36ZM100 43L102 44L103 42L101 41ZM185 43H186L185 41H180L179 44L177 45L179 47V51H180V54L182 56V60L180 62H178L176 65V67L178 69V73L183 72L185 66L189 63V60H190L191 53H190V50L184 46ZM24 47L27 48L28 45L25 44ZM101 51H102L103 56L105 58H107L106 60L101 61L102 65L106 63V69L104 71V74L99 80V84L101 86H103L105 84V82L113 74V61L110 58L109 51L104 50L103 48L101 49ZM124 51L125 52L127 51V45H125ZM168 62L172 63L171 60ZM141 73H142V75H141L142 80H145V79L150 80V75L148 72H144L143 70H141ZM220 75L223 76V73H220ZM240 76L242 78L243 74L241 73ZM170 79H171L170 77H165V80H170ZM161 83H163V82H161ZM227 83L230 86L233 93L239 95V92H238L239 83H238V81L236 79H229L227 81ZM75 87H76L75 83L70 80L68 83L69 96L67 98V102L63 105V109L61 111H59L57 114L59 122L55 124V131L52 134V136L50 137L49 142H48V147L51 148V152L48 155L51 156L54 154L55 159L57 161H59V163L62 167H66L69 162L66 159H64L60 155V153L57 151L56 140L60 135L61 124L65 121V119L67 118L69 113L72 111L74 106L77 105L81 99V97L77 95ZM188 90H189V85L186 83V84H184L183 89L180 92V96L181 97L187 96ZM125 91L129 95L132 94L131 88H128ZM244 94L248 100L252 101L251 111L253 112L254 116L256 117V122L258 123V126L260 127V129L262 131H264V99H258L256 96L252 95L249 92H245ZM159 98L161 100H163L165 98V92L164 91L159 92ZM136 111H137V114L140 118H144L147 114L146 109L144 107H138L136 109ZM220 119L223 120L224 116L221 115ZM28 124H31V120H29L28 116H25L24 123H22L20 125V128L23 129L25 127V125H28ZM240 127L243 129H246L248 131L249 135H252L253 133L256 132V129L253 128L252 124H250V123H241ZM209 130L212 131V133H213V142L208 146L211 147L212 149H214L219 156L227 155L228 159L230 160L232 158V153H225L217 147L216 142H215V137L222 136V133L219 130L211 129V122H209V128L208 129L200 128V129H198V133H199V135L203 136V135H205L206 131H209ZM35 131H36V129H33V132H35ZM23 136H24V132L21 131L20 137L23 138ZM95 136L97 139H99L101 136V124H99V123L95 125ZM28 155H31V153H28ZM40 155H41L42 159L47 160V157H45L43 153H41ZM49 166H51V165H49ZM139 166L142 167L143 162H141V164ZM25 167H28V166L25 165ZM191 167H192V165L189 164L188 169L190 170ZM156 178L157 177L155 175L152 177L153 180H155ZM189 180L197 188H202V185L198 184L195 177H192L190 174H189ZM54 183H59L61 186L63 185V181L60 179H57L56 181H54ZM27 190L29 192L33 191L32 188H28ZM51 191H52V194L50 196V200L52 201L53 206L58 207L57 201L59 198L55 194L56 193L55 187H53ZM207 197H208L207 202L209 205H211L212 204V193L210 191L207 192ZM169 199H171V197H169ZM50 219L52 221H55L56 215L55 214L50 215ZM203 228H204V231L207 233V235L210 238H212V245L214 246L216 244V240H215L213 231H212L207 219H205L203 221ZM62 231L63 230H60V232H58L57 235L61 241H64L65 237L62 234ZM65 247H69V245L65 244ZM70 251L75 253L77 250L75 248H70ZM213 251L215 252V254L217 256L220 255V252L215 247H213ZM78 258L79 257L77 256V259Z\"/></svg>","mask_w":264,"mask_h":264}]
</instances>
